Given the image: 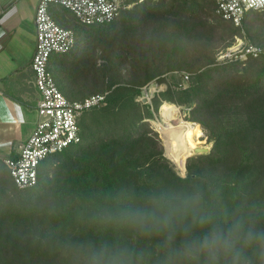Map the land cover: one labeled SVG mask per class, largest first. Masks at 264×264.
Segmentation results:
<instances>
[{"label": "trees", "instance_id": "trees-1", "mask_svg": "<svg viewBox=\"0 0 264 264\" xmlns=\"http://www.w3.org/2000/svg\"><path fill=\"white\" fill-rule=\"evenodd\" d=\"M165 1L183 5L167 13ZM215 9L214 0H161L90 26L54 16L77 39L72 51L50 59L58 87L73 101L107 96L81 117V143L46 160L35 187L20 189L0 161V264H189L166 260L164 236L130 223L128 214L137 209L184 205L219 222L243 217L264 226V54L219 65L215 49L229 39L231 46L239 28L220 16L222 26L210 22L206 12ZM98 47L142 61L141 80L83 89L99 80L91 58ZM259 64L245 82L242 66ZM183 69L192 71L187 84L167 82ZM154 82L167 89L154 93L151 106L143 89ZM166 103L191 105L187 121L213 125L212 151L189 159L186 177L165 161L149 124L151 107L159 111Z\"/></svg>", "mask_w": 264, "mask_h": 264}, {"label": "built area", "instance_id": "built-area-1", "mask_svg": "<svg viewBox=\"0 0 264 264\" xmlns=\"http://www.w3.org/2000/svg\"><path fill=\"white\" fill-rule=\"evenodd\" d=\"M158 0H40L35 16L36 49L32 61L35 85L40 93L37 121L28 140L20 147L16 158H6L3 162L20 189L35 187L39 182L42 165L50 157L61 153L71 146L81 143L80 119L84 112L99 106L106 94L93 95L85 100L73 101L67 98L57 85L52 72L50 59L59 54L72 51L76 45L74 28L60 25L54 18L52 7L61 6L69 10L76 20L86 26L103 25L118 19L124 10ZM215 13L225 20L232 21L242 28L248 11L264 10V0H214ZM237 40L218 54L219 63L259 57L264 47L247 41L244 37ZM181 78L179 84H187L190 74L175 72ZM157 82L145 87L144 100L151 102L156 92L165 91Z\"/></svg>", "mask_w": 264, "mask_h": 264}, {"label": "clouds", "instance_id": "clouds-1", "mask_svg": "<svg viewBox=\"0 0 264 264\" xmlns=\"http://www.w3.org/2000/svg\"><path fill=\"white\" fill-rule=\"evenodd\" d=\"M133 226L164 236L166 260L191 264H264V226L243 217L219 222L184 205L128 214ZM196 229L199 233L194 234ZM178 247H173L177 236Z\"/></svg>", "mask_w": 264, "mask_h": 264}, {"label": "crops", "instance_id": "crops-1", "mask_svg": "<svg viewBox=\"0 0 264 264\" xmlns=\"http://www.w3.org/2000/svg\"><path fill=\"white\" fill-rule=\"evenodd\" d=\"M40 0H0V161L16 158L37 121L32 61Z\"/></svg>", "mask_w": 264, "mask_h": 264}, {"label": "rangeland", "instance_id": "rangeland-1", "mask_svg": "<svg viewBox=\"0 0 264 264\" xmlns=\"http://www.w3.org/2000/svg\"><path fill=\"white\" fill-rule=\"evenodd\" d=\"M151 3H152V5H159V4H161V0L153 1ZM164 5H165L166 12L173 14V13H179L178 10L181 8L183 3L177 2L174 5L170 1H165ZM134 7H132L130 10L134 9ZM52 11H53L54 16H57L59 13H62L63 15H67L70 17L73 16V14L69 10H67L61 6L52 7ZM206 16L209 19V21L212 22L213 24H217L219 26H222L223 23H221L220 18L218 17V15L215 12L210 13L207 11ZM74 25L77 26L78 24L75 22ZM229 28H230V25H229ZM238 30H239V34L237 37L242 36L247 41L252 42V43L254 41H261L262 43H264V11L263 10L257 11V12L250 14L246 18V24L244 22L243 27L239 28ZM93 35H94V33H93ZM236 38L234 39L235 41L237 40ZM230 40L231 39H229L226 43L230 42ZM94 44H95V40L93 39L92 42L90 43V49L94 48ZM225 44H222L219 48L215 49L214 54L216 56H218L220 51H222L226 48ZM104 46H105V48L109 47V45H107L106 43L104 44ZM139 47H141V46L139 45ZM139 47H137V48L139 49ZM98 48L95 50L94 55L91 53V58L95 59L94 68L96 70H99V73H96V71L94 72V75H93L95 77L94 79L98 78L100 81L96 80L92 84L84 86L83 89H88L89 87L94 89V87H92V85L94 86L95 85L94 83H97V82H99V84L101 82V85H105V84H107L108 81H110V79H116V80L120 81L121 83L138 82L139 80H141L140 78L143 76L142 74L144 73V72L142 73V66H143L142 61L135 60V58L131 57L129 54L125 53L120 48L113 49L111 47V48L104 49V50H102V48H99V49ZM198 57L199 56H196V55H195V59L193 57L194 62L198 59ZM156 61L158 62V60H156ZM245 61H247V59L244 58V59H238V60H235V61H232L229 63H236V62L239 63V62H245ZM217 63H219L218 60H217ZM225 64H228V63H223V64H219V65H225ZM259 66H260V64L253 67V68H251L249 66L248 67L242 66V68H243L242 73H243L245 82L253 81L254 69H257ZM208 67L209 66H205L202 70H205ZM150 71H152V70H150ZM182 71L189 73L190 77H191L192 71L190 69H183ZM98 75H99V77H98ZM168 78H169V82L172 84H174L176 82L180 83V81H181L180 76L176 73H174L170 76H167V82H168ZM164 84H166V83H163L161 85H163L165 87ZM150 86H151V84L149 86H146V87H150ZM143 102H144V100H143ZM144 103H149L152 106V101L150 102L149 100H147V102H144ZM175 105L180 110V114H179L180 118L184 119L185 121H186V117L193 114V110H192L191 105L190 106L186 105V106H182V107L178 104H175ZM151 111L153 113V118L149 119V122H150L149 124L154 129V131H156V133H157V138L159 141V147L162 149V152H163V158L165 159V161L169 164V166L175 171V173L178 176L186 177L187 176L186 162L193 157L197 158L201 155L209 154L212 151V147L214 144L213 128H212L213 125L212 124L204 125L203 123H199L200 125H197L195 123L194 130L189 137V144H190L191 149H192V154H190L188 156V158L186 159L185 167H184L185 172L183 173V172H181L179 166L171 158H169V156L167 154V148H166L167 146H166V142H165V136L161 130L162 125L165 124V122L162 118V115H161L162 107H161V109H159V111H156L153 107H151ZM173 124L177 125L178 120L173 121ZM55 158H56V156L54 155V156L50 157L49 159H50V161H53ZM0 233H1V228H0Z\"/></svg>", "mask_w": 264, "mask_h": 264}, {"label": "bare ground", "instance_id": "bare-ground-1", "mask_svg": "<svg viewBox=\"0 0 264 264\" xmlns=\"http://www.w3.org/2000/svg\"><path fill=\"white\" fill-rule=\"evenodd\" d=\"M179 108L172 103H166L162 106V118L165 124L161 130L165 136L167 154L180 168L181 172H185V162L192 149L189 144V137L194 130L195 123L185 121L180 118ZM178 120V124L174 125L173 121Z\"/></svg>", "mask_w": 264, "mask_h": 264}, {"label": "water", "instance_id": "water-1", "mask_svg": "<svg viewBox=\"0 0 264 264\" xmlns=\"http://www.w3.org/2000/svg\"><path fill=\"white\" fill-rule=\"evenodd\" d=\"M144 102H147V100L145 99Z\"/></svg>", "mask_w": 264, "mask_h": 264}]
</instances>
